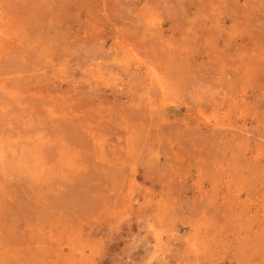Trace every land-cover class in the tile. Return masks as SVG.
<instances>
[{"label": "rangeland", "instance_id": "rangeland-1", "mask_svg": "<svg viewBox=\"0 0 264 264\" xmlns=\"http://www.w3.org/2000/svg\"><path fill=\"white\" fill-rule=\"evenodd\" d=\"M0 264H264V0H0Z\"/></svg>", "mask_w": 264, "mask_h": 264}]
</instances>
